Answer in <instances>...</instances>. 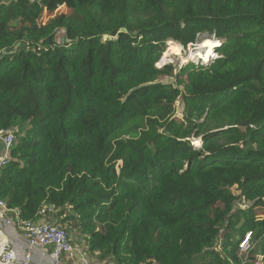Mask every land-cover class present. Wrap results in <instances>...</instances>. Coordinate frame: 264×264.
<instances>
[{
  "label": "trees",
  "instance_id": "16d2710c",
  "mask_svg": "<svg viewBox=\"0 0 264 264\" xmlns=\"http://www.w3.org/2000/svg\"><path fill=\"white\" fill-rule=\"evenodd\" d=\"M204 35L223 41L210 65L157 66ZM1 132L0 198L98 262L223 264L205 248L244 202L235 249L251 233L264 264V0H0Z\"/></svg>",
  "mask_w": 264,
  "mask_h": 264
},
{
  "label": "built area",
  "instance_id": "2783aa9c",
  "mask_svg": "<svg viewBox=\"0 0 264 264\" xmlns=\"http://www.w3.org/2000/svg\"><path fill=\"white\" fill-rule=\"evenodd\" d=\"M203 64V63H202ZM179 102H177L178 104ZM177 107V105H176ZM0 140L5 144V150L0 156V172L3 167L9 163L10 153L15 144V136L11 132H1ZM52 212V210H49ZM41 215L44 217V213ZM11 229L12 233L25 243L26 250L23 253L22 259H17L19 244L13 242L1 247L0 260L2 264H32L35 253H40L45 248H51L49 254V264H62L63 258L73 254L76 249L72 244L69 233L52 222H33L23 221L20 218V212L11 210L5 201L0 198V228ZM253 249L251 244V233H249L245 240L241 242L238 252H241V257L244 258L242 264H246V259ZM78 264H115L99 263L89 260L88 256L82 254L79 258ZM255 264H263L258 259Z\"/></svg>",
  "mask_w": 264,
  "mask_h": 264
},
{
  "label": "rangeland",
  "instance_id": "374dc122",
  "mask_svg": "<svg viewBox=\"0 0 264 264\" xmlns=\"http://www.w3.org/2000/svg\"><path fill=\"white\" fill-rule=\"evenodd\" d=\"M48 19H50V16H45V20H48ZM216 40L218 42V44H217L218 46L223 43L222 40H219V39L215 38L214 36L204 35V36H201L200 40L198 41V44H195L194 46L187 48V49H184L183 46L180 45L179 43H176L172 40H169L167 42L166 49L163 52V56H162V58H161V60L157 66L158 67H164L166 65H173L175 68V72L177 74H179V72L182 69L189 66L190 64H194L196 66H199L202 63H206V65L208 66V65H210V63L212 61H214L220 57L219 52H218L219 47L217 46L218 48L216 49V45H215ZM209 42H212L213 46H215L214 49H216V50L214 51V53L211 56L206 57L207 58L206 60L194 59L195 54L197 52L206 50L207 44ZM163 80L166 83L175 84L174 78H164ZM181 80L182 81L180 82V86H184V84L186 83V77H182ZM176 109H177L176 117H178L182 120L200 121V123L204 122V119L202 118L200 113L193 112L191 110L190 111L187 110L188 113L186 112V107L184 105L183 100L179 101ZM241 130L242 129H240V131ZM229 141L230 140H228V142ZM191 142H192L193 146H195V147H198V146L201 147L202 146L201 140L199 138H192ZM217 142L226 143L227 140L223 139L221 137ZM248 206L249 205L244 203V202H238L235 205V209L233 211L232 216L230 218H228V220L225 223V226H224V229L222 231L221 238L219 239V242L216 244H213L212 246L210 245L207 248H205V249H209V250H214V252H216V254H218L219 257L221 258L223 264H233L232 262H230V259L228 258L227 253L224 251V247L227 248L229 251H233L235 254H237V256L240 258L239 259L240 264L243 263L244 258L241 257L242 255H241L240 251L237 252V250L235 249V246L237 244L236 240L238 238L237 230L247 215ZM69 235H70V237L72 236L71 234H69ZM74 236L79 237V240H80L79 243H82L81 242L82 241L81 234H74ZM91 259L92 260L95 259L96 261H98V259L93 258V257ZM101 263H104V262H101ZM195 264H214V259L212 257H209L207 254L202 253L201 256L196 258Z\"/></svg>",
  "mask_w": 264,
  "mask_h": 264
},
{
  "label": "crops",
  "instance_id": "0c3cea01",
  "mask_svg": "<svg viewBox=\"0 0 264 264\" xmlns=\"http://www.w3.org/2000/svg\"><path fill=\"white\" fill-rule=\"evenodd\" d=\"M49 218L47 217V220ZM45 221V219H44ZM46 222V221H45ZM48 222V221H47ZM70 234L72 235L70 238L72 240V244L75 247L76 251L71 254L68 255L66 257L63 258V262L62 264H78L79 258L82 254L88 256V258L90 260H92L91 258H98L97 253L96 254H92L88 252V248L87 245L85 244V238H87L86 235L82 234L79 230H74L71 229ZM74 234H81V239H82V243H79V237L74 236ZM13 242H17L19 244V248H18V253H17V259H22L23 258V253L26 250L25 248V243L19 238V236H15L14 233H12L11 229H7V228H0V256H1V247L3 245H7ZM51 253V248H45L43 249L42 252L40 253H35L34 254V259H33V263L32 264H49V254ZM92 261H96L95 259ZM98 262V261H96ZM0 264L1 260H0Z\"/></svg>",
  "mask_w": 264,
  "mask_h": 264
},
{
  "label": "bare ground",
  "instance_id": "6f19581e",
  "mask_svg": "<svg viewBox=\"0 0 264 264\" xmlns=\"http://www.w3.org/2000/svg\"><path fill=\"white\" fill-rule=\"evenodd\" d=\"M172 44V43H171ZM173 46V45H172ZM215 46H213V43L212 42H209L207 44V47H206V50L205 51H200V52H197L195 54V58L194 59H198V60H206L207 58L206 57H209L211 56L214 51H215ZM169 58V57H168ZM90 260V259H89ZM101 263V262H99Z\"/></svg>",
  "mask_w": 264,
  "mask_h": 264
},
{
  "label": "water",
  "instance_id": "95a60500",
  "mask_svg": "<svg viewBox=\"0 0 264 264\" xmlns=\"http://www.w3.org/2000/svg\"><path fill=\"white\" fill-rule=\"evenodd\" d=\"M198 147H200V146H198ZM4 150H5V144L0 140V156L4 152Z\"/></svg>",
  "mask_w": 264,
  "mask_h": 264
}]
</instances>
